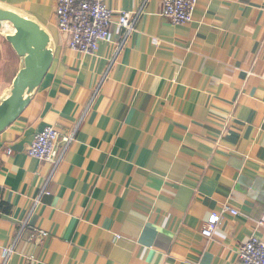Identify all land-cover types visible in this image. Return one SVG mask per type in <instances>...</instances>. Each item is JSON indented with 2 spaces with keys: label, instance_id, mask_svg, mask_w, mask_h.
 Instances as JSON below:
<instances>
[{
  "label": "crops",
  "instance_id": "1",
  "mask_svg": "<svg viewBox=\"0 0 264 264\" xmlns=\"http://www.w3.org/2000/svg\"><path fill=\"white\" fill-rule=\"evenodd\" d=\"M105 3L139 13L115 62L116 29L81 55L59 30L57 0H0L54 52L0 134V264H241L253 235L264 242V0H199L182 26L162 0ZM12 33L3 24L0 104L23 64ZM47 127L74 136L57 167L28 154ZM224 207L239 215L204 238Z\"/></svg>",
  "mask_w": 264,
  "mask_h": 264
},
{
  "label": "built area",
  "instance_id": "2",
  "mask_svg": "<svg viewBox=\"0 0 264 264\" xmlns=\"http://www.w3.org/2000/svg\"><path fill=\"white\" fill-rule=\"evenodd\" d=\"M199 0H162V16L174 26L189 24L193 20ZM59 30L70 36L68 47L81 55H96L102 44L112 38V29L122 34V41L115 48L113 62L116 61L127 39L135 31L139 16L128 11L114 12L105 0H57ZM74 142V136H62L54 127H47L34 137L28 154L41 162L52 163L56 167ZM225 215L237 217L238 210L224 207L212 213L205 222L201 235L211 240L215 237ZM264 228V217L258 223ZM43 234V233H42ZM46 235V234H43ZM14 248H4L6 261ZM241 264H264V242L256 235L240 248Z\"/></svg>",
  "mask_w": 264,
  "mask_h": 264
},
{
  "label": "water",
  "instance_id": "3",
  "mask_svg": "<svg viewBox=\"0 0 264 264\" xmlns=\"http://www.w3.org/2000/svg\"><path fill=\"white\" fill-rule=\"evenodd\" d=\"M5 23L13 28L7 40L22 58L23 64L10 95L0 104V134L13 125L29 107L54 60L50 36L39 24L0 8V29Z\"/></svg>",
  "mask_w": 264,
  "mask_h": 264
}]
</instances>
